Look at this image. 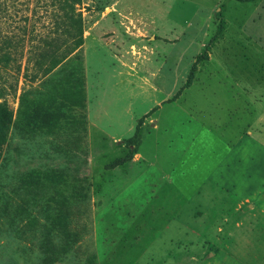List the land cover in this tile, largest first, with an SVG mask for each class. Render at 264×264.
<instances>
[{
    "label": "rangeland",
    "instance_id": "374dc122",
    "mask_svg": "<svg viewBox=\"0 0 264 264\" xmlns=\"http://www.w3.org/2000/svg\"><path fill=\"white\" fill-rule=\"evenodd\" d=\"M23 1L0 0L3 20L27 14ZM81 13L85 133L9 131L0 264H46L45 242L59 251L52 264H167L170 240L180 236L172 222L180 200L189 203L184 251L243 231L264 239V227L252 226L261 218L255 205L264 209V0H82ZM18 64L19 73L0 76L15 116L26 86L25 63L10 67ZM128 153L146 161L107 168ZM36 168L85 177L86 200L68 205L78 240L62 252V234L42 236L52 195L26 205L15 192L20 175ZM203 179L211 193L201 190L195 202L189 194ZM20 203L28 217L15 214ZM259 248L242 256L264 264L263 242Z\"/></svg>",
    "mask_w": 264,
    "mask_h": 264
},
{
    "label": "trees",
    "instance_id": "16d2710c",
    "mask_svg": "<svg viewBox=\"0 0 264 264\" xmlns=\"http://www.w3.org/2000/svg\"><path fill=\"white\" fill-rule=\"evenodd\" d=\"M81 5L82 0H24L22 6L27 14L18 20L8 23L0 16V76L2 71L15 69L20 72L21 64L13 68L10 63H25L23 79L26 85L19 96L16 116L0 87V160L11 128L27 137L55 136L67 130L71 137L85 133ZM4 9L5 4L0 2V12ZM132 155L128 153L107 168L127 163ZM76 172L71 176L56 168L30 169L20 175L15 190L18 196L24 195L22 202L26 205H36L37 199L47 193L52 195L46 203L48 209L44 210L42 236L62 234L66 241L60 252L78 240L77 232L70 229L68 205L73 201H85L87 197L82 184L85 177H78ZM70 178L73 183L65 195ZM15 214L20 217L30 215L21 203ZM43 248L51 254L46 257V264H52L56 260L53 255L59 251L49 242H45Z\"/></svg>",
    "mask_w": 264,
    "mask_h": 264
},
{
    "label": "crops",
    "instance_id": "0c3cea01",
    "mask_svg": "<svg viewBox=\"0 0 264 264\" xmlns=\"http://www.w3.org/2000/svg\"><path fill=\"white\" fill-rule=\"evenodd\" d=\"M261 146H262V148H264L263 144ZM137 156L141 157V159H140L141 162L146 161V158L144 156L139 155V154L138 155L134 154V157H132V159L130 161H128L127 163H132V164L138 163L139 161L137 162V160H138ZM212 170H213V168H212ZM166 177H169V176H166ZM207 182L208 181H206V179L201 180L200 183L198 184V186L194 190H192V192L189 194V195H191L192 200H195L196 195L198 193H200L201 190L203 191V194L205 193L206 196L210 195L212 187L211 188L206 187L205 190L201 189V188H204L206 186ZM178 193L180 196L181 195L180 188H179ZM240 200H242V202H251V200H247V199H244V200L240 199ZM195 202H197V200H195ZM179 203H180V204H178L179 206H177L173 210L172 216H174V217L172 218V220H173L172 222H173V226L175 228V231H177V234H180V236L177 239H171L170 240L172 247L170 248V250L169 249L167 250V251H169V253H168L169 261L167 264H256V263H254L255 260L254 261L252 259L249 260V259L243 257L242 254L244 255L245 253L250 252L254 255H257V254H259V251L263 252V250H261L259 248V243L260 242L264 243V239L262 237H260V235L259 236L254 235V237H251L244 231H243V233H239L237 238L234 237L236 239H233L232 237H229V238L223 237L221 239V242H220L219 238L215 237L214 240L211 241V245L208 244V246L206 248H203V249L191 248V250H193L192 254L189 253V251L188 252L184 251L181 248V244L186 243V242L185 243L183 242V237H182L183 221L181 219V215L183 212L187 211L186 207L189 203H186V204L183 203V206H182L181 200ZM255 209L260 211L259 212L260 215H257V216H261V218L254 219L252 221L253 229L264 227V209L258 205H255ZM190 212H191V210H190ZM197 225H199V223ZM185 228H186V226H185ZM185 232H187V231H185ZM190 232L194 235H197V236H195V237H197L195 239V241H197L198 237L201 236V235H198L199 233L196 231L190 230ZM263 234H264V231H263ZM229 236H232V235H229ZM234 240H236V241H234ZM190 245L194 246V244H190ZM231 248L236 249V253ZM182 250H183V252H185L184 254H183Z\"/></svg>",
    "mask_w": 264,
    "mask_h": 264
}]
</instances>
